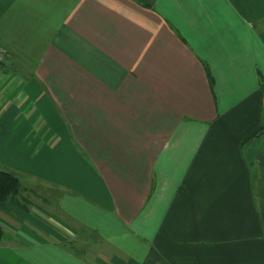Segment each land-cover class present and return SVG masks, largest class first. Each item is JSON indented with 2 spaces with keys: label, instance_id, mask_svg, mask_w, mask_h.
Masks as SVG:
<instances>
[{
  "label": "crops",
  "instance_id": "obj_1",
  "mask_svg": "<svg viewBox=\"0 0 264 264\" xmlns=\"http://www.w3.org/2000/svg\"><path fill=\"white\" fill-rule=\"evenodd\" d=\"M0 45V264H264V0H0Z\"/></svg>",
  "mask_w": 264,
  "mask_h": 264
},
{
  "label": "trees",
  "instance_id": "obj_2",
  "mask_svg": "<svg viewBox=\"0 0 264 264\" xmlns=\"http://www.w3.org/2000/svg\"><path fill=\"white\" fill-rule=\"evenodd\" d=\"M37 196V189L24 187L18 174L0 167V206L4 202H12L27 212H33V208H37ZM2 237L3 228L0 225V242Z\"/></svg>",
  "mask_w": 264,
  "mask_h": 264
},
{
  "label": "built area",
  "instance_id": "obj_3",
  "mask_svg": "<svg viewBox=\"0 0 264 264\" xmlns=\"http://www.w3.org/2000/svg\"><path fill=\"white\" fill-rule=\"evenodd\" d=\"M6 54H7L6 49L0 45V64L3 62Z\"/></svg>",
  "mask_w": 264,
  "mask_h": 264
}]
</instances>
